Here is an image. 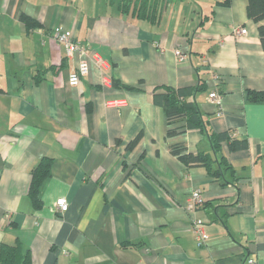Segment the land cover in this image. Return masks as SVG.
Masks as SVG:
<instances>
[{
	"label": "crops",
	"instance_id": "0c3cea01",
	"mask_svg": "<svg viewBox=\"0 0 264 264\" xmlns=\"http://www.w3.org/2000/svg\"><path fill=\"white\" fill-rule=\"evenodd\" d=\"M222 1H162L152 24L121 14L118 0H0V245L20 244L31 264H264V102L248 100L264 91V49L248 1ZM22 16L36 26L28 29ZM58 27L99 53L112 81L136 90L102 87L94 66L70 86L80 58L53 40ZM234 27L247 34L235 36ZM202 84L194 99L209 127L248 143L232 150L225 142L217 157L236 181L171 152L183 144L212 154V146L198 129L168 137L184 124L169 125L153 90ZM215 88L222 116L209 99ZM119 99L127 106L106 107ZM43 158L52 172L37 209L29 190ZM196 189L206 203L188 212ZM60 198L69 203L64 214ZM198 219L208 236L201 248L192 230Z\"/></svg>",
	"mask_w": 264,
	"mask_h": 264
},
{
	"label": "trees",
	"instance_id": "16d2710c",
	"mask_svg": "<svg viewBox=\"0 0 264 264\" xmlns=\"http://www.w3.org/2000/svg\"><path fill=\"white\" fill-rule=\"evenodd\" d=\"M162 1L166 0H118V10L123 15L135 16L141 20H147L152 24L158 22L160 6ZM233 0H223L220 5L229 6ZM247 14L250 19L257 23L260 40L264 49V0H247ZM22 20L27 28L36 26L30 18L22 16ZM115 87L123 88L128 91L136 90L133 87L119 84L116 80L112 82ZM205 86L202 84L197 90L192 88L175 89L170 86H157L153 90V100L156 105L161 107L170 126L182 123V127H174L168 130V137H174L181 132L187 130L198 129L204 133L212 146V154L198 152H188L183 144H175L171 146V152L181 162L188 167L202 166L205 167L208 174L214 178L226 180V175L237 180V172L232 165L224 158H217L221 152L222 144L228 143L232 150H244L248 148L246 141H238L235 132H215L209 127L206 117L200 111L199 105L194 99V92L202 90ZM250 102H264V91H250L248 93ZM142 134L140 133L134 140L129 143V148H134L140 141ZM52 159L43 158L32 170V181L30 185L29 195L37 209L42 207L41 192L45 182L51 177ZM206 203V202H205ZM205 205V204H204ZM32 258L30 251L23 253L20 244L9 246L0 245V264H31Z\"/></svg>",
	"mask_w": 264,
	"mask_h": 264
},
{
	"label": "built area",
	"instance_id": "2783aa9c",
	"mask_svg": "<svg viewBox=\"0 0 264 264\" xmlns=\"http://www.w3.org/2000/svg\"><path fill=\"white\" fill-rule=\"evenodd\" d=\"M233 34L237 37L244 36L247 34V29L244 27H234ZM53 40L63 46L68 57H73L79 55V62L75 70L69 75L68 84L70 86H78L83 77L88 75L90 67H96L101 72V86L110 87L112 86V79L108 75L110 69V64L103 59V57L97 52H89L85 47H83L78 41L75 40L74 36L70 32H64L62 27L55 29L53 33ZM176 56L179 59H184L185 55L181 50L175 51ZM215 80L219 79V76H214ZM209 99L218 106L217 116H222V95L215 88L210 94ZM127 106V101L125 99L119 100H108L106 101L107 108H116L121 109ZM205 204V198L200 189L194 190L189 196L186 204L185 210L188 212H194L197 209H200ZM58 214H64L68 208L69 203L66 198H60L56 201L55 204ZM192 230L196 236L197 246L204 247L207 243V234L205 231V222L203 220H196L192 224ZM247 264H257L253 259H248Z\"/></svg>",
	"mask_w": 264,
	"mask_h": 264
}]
</instances>
